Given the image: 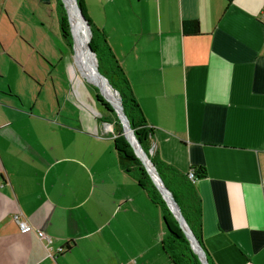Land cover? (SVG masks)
Masks as SVG:
<instances>
[{"label": "crops", "instance_id": "crops-1", "mask_svg": "<svg viewBox=\"0 0 264 264\" xmlns=\"http://www.w3.org/2000/svg\"><path fill=\"white\" fill-rule=\"evenodd\" d=\"M82 3L159 158L182 172L205 168L195 186L212 262L264 264V0ZM185 20L200 33L183 34ZM8 84L0 82V264H172L161 212L120 168L115 134L97 112L70 92L57 113L36 112ZM14 215L33 230L21 232Z\"/></svg>", "mask_w": 264, "mask_h": 264}, {"label": "trees", "instance_id": "trees-1", "mask_svg": "<svg viewBox=\"0 0 264 264\" xmlns=\"http://www.w3.org/2000/svg\"><path fill=\"white\" fill-rule=\"evenodd\" d=\"M77 4L89 25L90 45L95 53L99 71L107 78L110 85L118 92L123 105V110L129 119L130 126L134 131L136 139L139 141L142 149L155 166V169L164 185L179 205L180 211L189 229L195 235L196 239L205 251L209 264H214L203 245L201 231V199L195 186L196 180L205 176V168L202 166H195L191 167L187 172H182L159 158L155 145L152 143V128L147 125L143 117V113L135 100L128 80L117 58L108 45L104 31L97 28L87 17L82 0H77ZM56 11L62 36L71 47L70 38H72L73 44L71 25L70 21L69 25L67 23L62 0H56ZM68 27H70V32L68 31ZM78 29L85 45H87L84 27L80 17ZM182 33L185 35L199 34L200 31L198 21H183ZM87 81L92 83L91 79H87ZM94 90L95 101L103 109V113L100 114V117H98L97 120L112 124L113 126V132L115 134L114 148L120 168L136 180L138 186L144 190L151 203L159 207L161 210L162 224L165 232V237L161 242L163 251L172 264H202L198 255L180 228L177 220L152 182L140 159L134 154L130 144L122 137L123 127L116 113L113 111L109 103L99 94L98 89L94 87ZM189 171L193 173L192 178H189L188 176Z\"/></svg>", "mask_w": 264, "mask_h": 264}, {"label": "rangeland", "instance_id": "rangeland-1", "mask_svg": "<svg viewBox=\"0 0 264 264\" xmlns=\"http://www.w3.org/2000/svg\"><path fill=\"white\" fill-rule=\"evenodd\" d=\"M63 8L69 25L64 5ZM70 40L71 47L59 27L56 0H0V54L3 52L9 57L0 55V66L4 70L0 82L10 84L13 99L21 100L25 106L35 102L36 112L57 113L59 102L63 106L70 92L76 100L78 97L82 100L81 107L86 108L89 115L97 112L96 116L100 117L103 109L95 101V86L87 81L92 77L82 68L80 56L72 49V38ZM40 85L43 90L38 95ZM68 106L72 111L69 102ZM106 125L113 131L112 124ZM122 137L126 140L124 132ZM156 209L161 212L159 207Z\"/></svg>", "mask_w": 264, "mask_h": 264}, {"label": "water", "instance_id": "water-1", "mask_svg": "<svg viewBox=\"0 0 264 264\" xmlns=\"http://www.w3.org/2000/svg\"><path fill=\"white\" fill-rule=\"evenodd\" d=\"M62 1H63V5L65 6L67 16H68V21H69L67 3L65 0H62ZM74 4L77 6L79 17L81 19V22L83 23L86 41H87L86 48H87L89 56L92 58V61L94 63L95 72H96L98 78H100L112 90L115 97L111 98L109 95H107V93L104 91V89L101 86H98L95 83H92V84L98 89L99 94L111 105V108L116 113L117 117L119 118V120L122 124L123 132H124L126 140L128 141V143L132 147L134 154L140 159L141 163L145 167V169H146L147 173L149 174L152 182L154 183L155 187L157 188V190L161 194L163 200L165 201L167 207L169 208V210L171 211V213L173 214V216L177 220V222H178L180 228L182 229L183 233L185 234L186 238L188 239L192 248L194 249V251L198 255L199 260L201 261L202 264H209V262L207 260V256L205 254V251L203 250L199 241L196 239L195 235L189 229V227H188V225H187V223H186V221H185V219H184V217L180 211L179 205L177 204V202L173 198L172 194L169 192V190L164 185L162 179L160 178L158 172L155 169V166L152 164L149 157L147 156L145 151L142 149L139 141L136 139V137H135V135L131 129L129 119L123 110V105H122L121 98H120L118 92L110 85L107 78L99 71L97 59L95 57V53H94V51L90 45L89 25L85 19V16L83 15L81 9L79 8V6L77 4V0H74ZM72 49H73V47H72ZM73 53H74V51H73Z\"/></svg>", "mask_w": 264, "mask_h": 264}, {"label": "bare ground", "instance_id": "bare-ground-1", "mask_svg": "<svg viewBox=\"0 0 264 264\" xmlns=\"http://www.w3.org/2000/svg\"><path fill=\"white\" fill-rule=\"evenodd\" d=\"M67 3V10L69 15V21L71 25V35L73 37V49L79 54V62L82 68L92 77V83L101 86L104 91L111 98L115 97L112 90L104 84V82L98 78L92 58L89 56L84 40L78 29L79 15L77 13L74 0H65ZM107 130H110L108 125L105 126ZM112 130V129H111Z\"/></svg>", "mask_w": 264, "mask_h": 264}, {"label": "built area", "instance_id": "built-area-1", "mask_svg": "<svg viewBox=\"0 0 264 264\" xmlns=\"http://www.w3.org/2000/svg\"><path fill=\"white\" fill-rule=\"evenodd\" d=\"M260 20L262 23H264V13H262ZM188 176H189V178H192L193 173L191 171H189ZM14 220L17 223L19 230L21 232L25 233V232H30L33 230V228L29 224H27L25 221L21 220L19 215H14ZM36 234L39 238H46V235L43 233V231L36 230Z\"/></svg>", "mask_w": 264, "mask_h": 264}]
</instances>
